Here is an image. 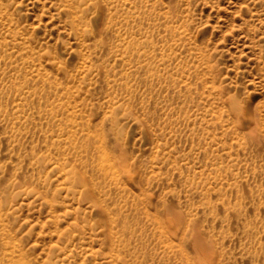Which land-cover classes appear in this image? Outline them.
Masks as SVG:
<instances>
[{
	"label": "rangeland",
	"instance_id": "rangeland-1",
	"mask_svg": "<svg viewBox=\"0 0 264 264\" xmlns=\"http://www.w3.org/2000/svg\"><path fill=\"white\" fill-rule=\"evenodd\" d=\"M0 264H264V0H0Z\"/></svg>",
	"mask_w": 264,
	"mask_h": 264
}]
</instances>
